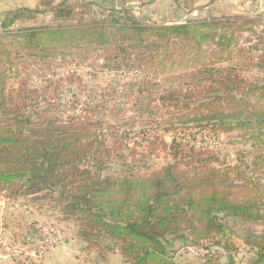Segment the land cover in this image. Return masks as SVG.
Returning <instances> with one entry per match:
<instances>
[{"label": "trees", "instance_id": "obj_1", "mask_svg": "<svg viewBox=\"0 0 264 264\" xmlns=\"http://www.w3.org/2000/svg\"><path fill=\"white\" fill-rule=\"evenodd\" d=\"M75 7L54 8L60 21L55 26L9 34L7 25L24 19L23 13H37L25 9L1 27L6 33L0 35V191L45 192L77 224L75 237L119 253L126 264H180L173 242L206 251L202 264H217L214 252H238L234 237L253 252L250 264H264V179L250 175L264 174V38L241 50L248 55L243 66L202 65L166 88L149 80L144 69L165 44L192 39L199 50L214 41L221 50L231 49L245 32L239 19L157 25L112 10L111 20L104 15L72 21ZM70 49L105 52L101 67L107 75H124L130 92H118L119 97L133 102L137 119L124 125L113 110L105 117L112 100L106 90L81 83L75 88L84 94L82 102L62 76L34 82L25 73L17 89L8 87V74L16 70L13 56ZM161 110L173 112L165 120ZM137 127L142 129L134 131ZM162 127L174 132L171 143ZM233 132L243 134L254 151L237 167H218L219 159L196 139ZM140 135L151 153L170 151L161 169L151 171L149 153L140 159L129 147L131 136ZM109 139L115 146L120 142L116 150L124 168L106 174L112 165Z\"/></svg>", "mask_w": 264, "mask_h": 264}, {"label": "rangeland", "instance_id": "obj_2", "mask_svg": "<svg viewBox=\"0 0 264 264\" xmlns=\"http://www.w3.org/2000/svg\"><path fill=\"white\" fill-rule=\"evenodd\" d=\"M240 3H245L246 7L244 10L237 9L238 14L227 12L225 15L221 13L216 17L222 21L232 18L239 19L237 25L242 26L245 32L237 45L231 49L221 50L214 41L204 44L199 50L192 39L187 42L172 40L161 48L162 54L155 62L146 64L144 69H146L145 74L148 75V79L167 88L179 83L176 81L175 84H172L168 81L190 74L202 65L212 64L216 67L236 65L241 67L246 64L248 55L242 53L241 50L246 49L247 51L248 48L258 45L262 37L264 38V0H238L235 5L240 6ZM112 10H127L130 16L136 20L146 22L151 20L143 14H136L133 8L118 10L106 6H96L85 10L81 5H78L75 7L72 21L82 19L89 22L93 17L99 19L104 15L111 20L112 16L109 15ZM221 11L224 10L221 9ZM14 14L0 17V35L6 33V29L4 31L1 27ZM23 15L24 19L7 25L9 34L17 33L16 31L21 27H48L60 23L55 20L52 13L50 15L32 13L30 17L26 13ZM154 21H150V23L163 24L161 19ZM229 29L231 33L232 26H229ZM104 56L103 50L93 49H70L59 51L50 56H22L18 54L13 56L16 57L14 61L16 70L8 74V87L13 90L17 89L20 79H22L20 77H24L25 73L30 75L34 82L41 81L43 77L56 79L58 76H62L66 79L65 85L72 87L73 91L79 94L82 102L85 101V96L76 90V86L83 83L88 88L98 87V89L106 90L107 95L112 99L108 104L111 109L106 112L105 117L110 116L109 113L112 110L118 111V119H122L121 121L125 125L126 121L133 122L132 117L136 118L133 102L127 103L128 99L119 97L118 93L127 95L130 92L127 87L129 85L123 86L124 75H107L108 71L106 69L103 71L101 66L105 62ZM6 68L8 67L6 66ZM16 71H20V74ZM254 73L258 74V70H255ZM114 93L117 95L115 96ZM70 97V95L67 96L68 99ZM168 111L161 110V116L165 120L170 118L169 115L173 112V110ZM141 129V127H137L134 131L139 132ZM170 129L165 131L162 127L160 132L167 143H171L174 136V132ZM153 132L154 130L149 135H154ZM202 138V136L197 137L198 146L209 148L210 152L219 159L218 167H237L240 165V161L245 163V158L250 157V153L254 151L251 143L240 132L224 133L218 136L207 134L205 138ZM107 144L111 151L112 165L106 174L122 171L124 166L118 159L117 145L115 146L111 139L107 141ZM129 147L136 149L139 158L149 153L148 164L151 171L161 169L171 159L170 151L164 148L158 150L157 153L156 150L151 153L142 135L131 136ZM126 154L128 155V152ZM140 159L145 160V158ZM250 175L257 180L264 179V174L258 171L256 173L252 171ZM77 230V224L66 220L60 210L54 206L51 198L45 197V192L28 194L25 189L16 188L0 191V264H126L119 253L90 247L83 240L75 237L74 234ZM261 230V228H254V231L260 232ZM56 232L61 234V238L57 236ZM232 242L239 247L238 252L218 249L220 252H214L218 253L216 255L219 257L217 264H250L254 257L253 252L245 247L237 237H234ZM172 248L175 251V259L180 264H202L203 257L207 255L206 251L182 248L178 242H173Z\"/></svg>", "mask_w": 264, "mask_h": 264}, {"label": "crops", "instance_id": "obj_3", "mask_svg": "<svg viewBox=\"0 0 264 264\" xmlns=\"http://www.w3.org/2000/svg\"><path fill=\"white\" fill-rule=\"evenodd\" d=\"M236 1L238 0H0V17L25 9L50 15L54 8L64 3L74 6L92 4L94 7L106 6L118 10L133 8L136 14H143L152 22L161 19L163 24L179 25L201 19L209 20L221 13L238 14L237 9L244 10L246 4L236 6Z\"/></svg>", "mask_w": 264, "mask_h": 264}, {"label": "built area", "instance_id": "obj_4", "mask_svg": "<svg viewBox=\"0 0 264 264\" xmlns=\"http://www.w3.org/2000/svg\"><path fill=\"white\" fill-rule=\"evenodd\" d=\"M56 234H57V236H58L59 238H61V234H60V233L56 232ZM45 241H47V239H45Z\"/></svg>", "mask_w": 264, "mask_h": 264}]
</instances>
